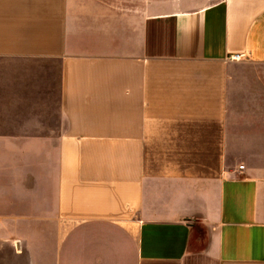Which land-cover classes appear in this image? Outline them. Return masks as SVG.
<instances>
[{
  "label": "crops",
  "instance_id": "obj_1",
  "mask_svg": "<svg viewBox=\"0 0 264 264\" xmlns=\"http://www.w3.org/2000/svg\"><path fill=\"white\" fill-rule=\"evenodd\" d=\"M188 4L0 0V142L53 143L0 264H264V0Z\"/></svg>",
  "mask_w": 264,
  "mask_h": 264
},
{
  "label": "rangeland",
  "instance_id": "obj_2",
  "mask_svg": "<svg viewBox=\"0 0 264 264\" xmlns=\"http://www.w3.org/2000/svg\"><path fill=\"white\" fill-rule=\"evenodd\" d=\"M177 1H187L188 5L195 6L213 0ZM52 146L53 143L49 142H0V216L31 213L32 209H36V192H39L36 185L47 176V154ZM26 225L33 228L34 224Z\"/></svg>",
  "mask_w": 264,
  "mask_h": 264
},
{
  "label": "built area",
  "instance_id": "obj_3",
  "mask_svg": "<svg viewBox=\"0 0 264 264\" xmlns=\"http://www.w3.org/2000/svg\"><path fill=\"white\" fill-rule=\"evenodd\" d=\"M241 167V166H240Z\"/></svg>",
  "mask_w": 264,
  "mask_h": 264
}]
</instances>
